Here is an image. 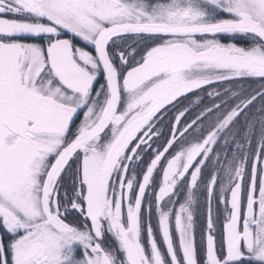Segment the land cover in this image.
Segmentation results:
<instances>
[{"label":"snow or ice","instance_id":"6c2138e0","mask_svg":"<svg viewBox=\"0 0 264 264\" xmlns=\"http://www.w3.org/2000/svg\"><path fill=\"white\" fill-rule=\"evenodd\" d=\"M0 264H264V0H0Z\"/></svg>","mask_w":264,"mask_h":264}]
</instances>
